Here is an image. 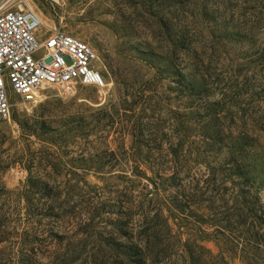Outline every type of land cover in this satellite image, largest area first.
<instances>
[{"label":"rangeland","instance_id":"374dc122","mask_svg":"<svg viewBox=\"0 0 264 264\" xmlns=\"http://www.w3.org/2000/svg\"><path fill=\"white\" fill-rule=\"evenodd\" d=\"M31 4L48 26L74 34L95 50L105 86L79 85L70 96L47 89L30 101L7 90L10 114L0 121V264H15L16 252L30 248L40 249L43 255L38 257L46 264L48 250L56 248L49 230L81 236L78 224L92 216L100 202L115 201L130 184L133 192H144L138 185L145 182L140 171L152 176L157 168L170 172L176 167L185 185L200 189L197 202L210 204L216 212L227 206L234 214L237 179L231 181L234 176L227 174L235 164L228 163L226 145H232L235 129L226 137L225 127L206 117L205 104L189 95L176 71L191 57L185 55L189 42L197 41L205 46L204 70L212 81H219L217 88L210 87L209 100L220 98V88L236 76L239 81L252 77L257 87H264V64L258 55L264 47V0H257L252 15L244 11L245 24L253 21L247 31L250 40L238 38L233 44L216 38L230 16L209 7L202 20L195 16L192 0H31ZM234 16L242 20L238 11ZM239 22L236 28L242 25ZM213 25L217 45L210 49ZM181 34L185 49L176 47ZM263 102L256 108L262 116ZM254 135L257 181L252 190L264 206V132ZM225 187L229 193L223 196ZM166 194L160 190L159 198ZM207 211L198 210V215ZM173 227L183 240L186 228ZM202 228L210 237L195 240L219 254L216 264H250L248 254H255L259 264L264 262L262 244L239 241L233 246L240 227L225 238L232 240L229 246L234 251L213 232V219ZM91 247L90 240L86 248ZM176 248H181L179 243ZM180 252L171 264H187Z\"/></svg>","mask_w":264,"mask_h":264},{"label":"trees","instance_id":"16d2710c","mask_svg":"<svg viewBox=\"0 0 264 264\" xmlns=\"http://www.w3.org/2000/svg\"><path fill=\"white\" fill-rule=\"evenodd\" d=\"M192 5L196 9L195 16L202 20L208 17L209 7L212 8V12L222 9L223 13L230 16L229 20L224 18L225 25L216 38L232 42L231 44L237 43L238 38L247 37L250 40L251 34L247 31L251 28L253 21L249 20L248 26L245 24L247 12L244 11H249L248 15H252L257 0H192ZM243 5L250 6L241 8L239 11ZM237 11L238 17L242 20L234 16ZM237 21H240L237 24L243 25H240L241 28L239 25L237 28L234 26ZM215 30L213 25L209 31L212 37L210 49L217 45L213 42ZM183 38L184 34L178 36L177 48L185 49ZM197 43V41L189 42L185 55L191 57L183 60L185 65L182 68L177 66L176 73L180 83L188 89L189 95L205 104L206 117L221 122L225 127L226 137L229 138L231 131L235 129L236 134L231 139L232 145L226 146L230 150L228 163L231 166L235 164V170L227 168V174L234 176L231 181L237 179V190L232 195L236 212L230 214L227 206L220 212H216L209 208L210 204L203 205L205 203L203 200V202H197V193L200 189L185 185L184 178L179 176L176 167L170 172L157 168L152 170V176H147L140 171L145 182L138 181V185L144 192H133V186L130 184L121 191L123 195L116 196L115 201L100 202L98 208L93 210V215L78 224L81 236L77 234L67 237L66 232L49 230L47 234L51 240L50 243L56 248L48 250L46 264H171L172 258L178 256L180 249V253L185 254L187 264H216L214 259L219 254L214 255L195 240L200 236H202L201 239L210 237L202 226L207 223V220L212 219L216 226L213 232L220 235L222 239L231 237L233 230L240 227V238L236 236V244H232L233 246L238 245L239 241L243 244H256L254 246L257 247L261 244L264 246V206L259 205L258 195L255 190H252L257 181L256 152L253 148L257 135L254 134L264 132V116L258 115L256 108L264 100V87H257L252 77L242 76L239 81L236 76L235 80L230 83L227 81L220 88V98L209 100L210 87L216 84L217 88L219 81H212L209 72L204 70L205 46L197 45ZM248 45L251 47L252 43ZM258 55L260 63L264 64V47L259 50ZM189 74L194 78H188ZM262 110L264 112L263 105ZM127 179L130 180V178ZM160 190H167L164 199L159 198ZM223 191V196L229 193L225 192L226 187ZM224 200L223 204L227 203L226 198ZM203 209H208L209 212L199 216L198 210ZM102 214L107 217L104 215L101 217ZM111 214H115L116 217H108ZM191 217L195 220L191 221ZM95 218L98 221H95ZM174 225L180 229L186 228L184 231L186 237L183 240L179 237L180 235L174 234ZM100 226L103 231L100 230ZM192 232L196 236H193ZM90 240L92 247L87 250L86 245ZM178 243L181 247L179 250L176 248ZM222 243L229 246L232 240L225 239ZM229 247V251H234L232 246ZM180 253L179 256L184 257ZM38 254L43 255V252L37 248L19 250L16 252L14 262L15 264H44ZM255 257V254L246 256L251 261L250 264H259Z\"/></svg>","mask_w":264,"mask_h":264},{"label":"built area","instance_id":"2783aa9c","mask_svg":"<svg viewBox=\"0 0 264 264\" xmlns=\"http://www.w3.org/2000/svg\"><path fill=\"white\" fill-rule=\"evenodd\" d=\"M97 62L85 40L42 24L27 0H0V121L9 118L8 89L30 101L47 89L103 88Z\"/></svg>","mask_w":264,"mask_h":264},{"label":"bare ground","instance_id":"6f19581e","mask_svg":"<svg viewBox=\"0 0 264 264\" xmlns=\"http://www.w3.org/2000/svg\"><path fill=\"white\" fill-rule=\"evenodd\" d=\"M28 4L30 5V7L34 10V12L36 13V15L38 16L40 22L44 25H47L46 23H44V21L42 20V17L38 14V12L35 10V8L33 7V5L31 4V0H27Z\"/></svg>","mask_w":264,"mask_h":264}]
</instances>
